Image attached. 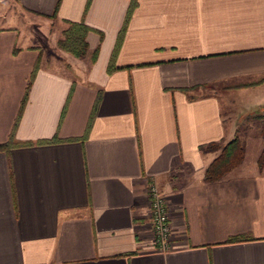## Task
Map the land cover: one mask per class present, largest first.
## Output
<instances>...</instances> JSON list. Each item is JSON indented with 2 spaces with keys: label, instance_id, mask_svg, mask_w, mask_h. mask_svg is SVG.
<instances>
[{
  "label": "crops",
  "instance_id": "1",
  "mask_svg": "<svg viewBox=\"0 0 264 264\" xmlns=\"http://www.w3.org/2000/svg\"><path fill=\"white\" fill-rule=\"evenodd\" d=\"M131 1L0 0V144L14 136L0 150V264H264V138L242 137L223 102L264 90V0H136L109 72ZM17 8L84 19L87 54L59 35L31 42ZM235 136L244 161L208 181L222 148L200 145ZM150 181L170 209L167 251Z\"/></svg>",
  "mask_w": 264,
  "mask_h": 264
},
{
  "label": "trees",
  "instance_id": "2",
  "mask_svg": "<svg viewBox=\"0 0 264 264\" xmlns=\"http://www.w3.org/2000/svg\"><path fill=\"white\" fill-rule=\"evenodd\" d=\"M90 2H91V0H88L86 10L88 9ZM136 5H137L136 0H132L131 4L129 6V10H128L127 17L125 20V24L123 25V27L119 33L118 40H117L115 49H114L112 57H111V61H110L109 66H108L109 72L113 71L117 67L114 64V60H115L117 51L119 49V46L121 44L127 23L129 21V18L131 16L134 8L136 7ZM56 11H57V8H56ZM56 11L52 15V17H56ZM65 22L68 24V26L66 29H64V31L62 33V37L58 41L59 47L65 51L73 54L76 57L85 56L88 52V49H89V43L87 41V34L89 33V31H93L96 29L89 26L88 24H86L84 19L79 20V21L65 20ZM100 34L102 37L103 33L100 32ZM97 54H98V48H96L94 50V52L92 54V60L96 59ZM35 71H36V68L34 69L32 76H31V79L28 83L27 91H28L30 83L34 77ZM26 97H27V93L25 94V98H24V101L22 103L19 116L22 112L24 103L26 101ZM65 110H66V107L64 108V112H65ZM19 116H18V118H19ZM263 117L264 116H262L261 118H263ZM18 118H17L16 124L18 123V120H19ZM262 134L264 136V121H263ZM59 140H60V138L56 134L52 138L44 139V140H41L40 142L41 143H50V142H56ZM13 144H14V136L12 134L7 142L0 144V150L1 149H8ZM219 148H222L221 152L210 163V165L208 166V168L206 170V177L205 178L208 181H214V180L220 179L221 177L226 175L230 170H232L233 168L238 166L244 159L245 145L239 136H235L233 139H231L227 143H223L222 141H212V142L204 143V144L200 145V149L203 151H209V150H214V149H219ZM259 165H260V168H262L264 165V148H263L262 153L259 157Z\"/></svg>",
  "mask_w": 264,
  "mask_h": 264
},
{
  "label": "rangeland",
  "instance_id": "3",
  "mask_svg": "<svg viewBox=\"0 0 264 264\" xmlns=\"http://www.w3.org/2000/svg\"><path fill=\"white\" fill-rule=\"evenodd\" d=\"M15 14L17 15V22H18L17 26L21 27V30H23L25 33H28V35H31L30 38H31V42L33 43L38 41L44 42L43 38L41 37L43 35L44 37L46 36L53 37L55 35L56 36L59 35L58 37V41H59V39L62 37V33L64 29H66L68 26V24L59 23L52 17L45 18L42 16H38L33 12L22 10L20 8H17L15 10ZM61 26H63L62 31H61ZM39 35L41 36L39 37ZM261 93H264V90L261 91L258 90V88L246 89L244 91H232L231 93H228L225 96L226 98L224 97V101H223L225 103L224 104L225 108L227 107L237 112H241L242 120H240L241 122L239 126V133L242 137H245V139H250V141H255L256 145L259 144L260 137L263 136L262 130H263L264 117L263 118L261 117L264 116L262 114L264 112V106L263 108H260V107H256L255 105L256 103L255 101L259 100V96H261ZM240 139L242 140V138ZM263 148L264 146L261 148L258 156L256 155V157L258 158L257 164L259 168H260L259 157L262 153Z\"/></svg>",
  "mask_w": 264,
  "mask_h": 264
},
{
  "label": "built area",
  "instance_id": "4",
  "mask_svg": "<svg viewBox=\"0 0 264 264\" xmlns=\"http://www.w3.org/2000/svg\"><path fill=\"white\" fill-rule=\"evenodd\" d=\"M150 198L149 226L155 250L167 251L172 248L173 226L170 209L165 196L154 182H148Z\"/></svg>",
  "mask_w": 264,
  "mask_h": 264
}]
</instances>
